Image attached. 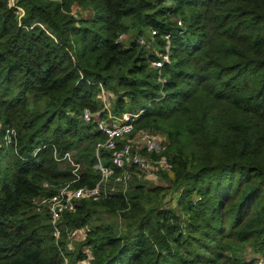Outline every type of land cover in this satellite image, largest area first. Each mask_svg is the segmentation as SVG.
I'll return each instance as SVG.
<instances>
[{
  "label": "trees",
  "instance_id": "trees-1",
  "mask_svg": "<svg viewBox=\"0 0 264 264\" xmlns=\"http://www.w3.org/2000/svg\"><path fill=\"white\" fill-rule=\"evenodd\" d=\"M7 2L0 136L13 129L16 145L2 140L0 150V264H63V255L77 264L83 247L90 264H261L264 0H18L20 21ZM150 30L146 49L138 40ZM166 34L171 63L154 69L152 47ZM83 110L99 119L141 111L134 133L163 139L148 157L166 158L172 175L156 173L164 184L153 185L132 167L126 192L76 202L56 243L32 203L43 183L74 181L55 155L80 165L74 187H94L99 164L113 168ZM79 228L86 238L70 252L68 233Z\"/></svg>",
  "mask_w": 264,
  "mask_h": 264
},
{
  "label": "built area",
  "instance_id": "built-area-1",
  "mask_svg": "<svg viewBox=\"0 0 264 264\" xmlns=\"http://www.w3.org/2000/svg\"><path fill=\"white\" fill-rule=\"evenodd\" d=\"M8 8L12 9L18 21L24 15L23 9L18 5V0H8ZM72 16L79 19L76 12ZM76 27L79 26L76 22ZM178 27L182 26L180 20H176ZM157 32L150 30L147 40L140 38L138 43L146 49H150ZM126 35H120L117 42L121 43L126 39ZM164 45L162 48L157 46L152 47L154 59L150 60V66L154 69H160L165 65H170V50L171 37L166 34L163 37ZM161 83L165 80L159 78ZM141 111L132 113L125 112L114 117L109 114L107 119H99L96 114L90 113L88 110H83L82 118L86 123H94L97 129L105 135V141L96 144V153L100 149H105L110 152V161L113 168L103 167L101 164L96 166V170L100 173L99 182L92 188L74 187L73 183L79 180L80 165L75 163L70 153H65L58 157L55 155L57 162H65L71 167L74 181L65 183L59 186H52L49 183H43L45 195L33 200V207L36 213H46L49 216V222L52 228V236L56 243L61 239V219L64 214H70L75 211V204L80 200L98 201L102 198L113 195L117 191L126 192L127 186L131 182V168L136 169L137 174L155 178L156 173L161 172L168 174L171 177L172 166L164 157L151 159L150 155H160L164 150L163 139L151 132H140L135 134V124L137 123ZM16 133L13 129H6L3 136H0V150L5 142L6 145H16ZM138 146L139 148H137ZM142 151L147 154V157L142 155ZM114 169L120 170L121 173L117 176L114 174ZM86 228H79L68 233V251H73V242H83L86 238ZM81 254L84 259L77 264H90L92 262V254L88 247H83ZM63 264H70L68 258L63 255ZM264 264V260L261 262Z\"/></svg>",
  "mask_w": 264,
  "mask_h": 264
},
{
  "label": "rangeland",
  "instance_id": "rangeland-1",
  "mask_svg": "<svg viewBox=\"0 0 264 264\" xmlns=\"http://www.w3.org/2000/svg\"><path fill=\"white\" fill-rule=\"evenodd\" d=\"M149 34H150V31H148L147 34H146V36L144 37L145 40L148 39ZM126 39H127V38H126ZM126 39H125L123 42H125ZM135 134H136V133H135ZM136 147L139 148L138 146H136ZM135 175H136V177H137L138 179H141V180H143V181H145V182H147V183H149V184H153V185H162V184H164V180H161L160 177H157L156 175H155V178L147 177V176H143V175H141V174H137V172H135ZM167 175H168V174H167ZM132 178H133V177H132ZM131 181H132V180H131ZM113 220H114V217H111V218L108 219V221H113ZM75 243H79V241H74V242H73V247H72L73 249H74Z\"/></svg>",
  "mask_w": 264,
  "mask_h": 264
}]
</instances>
